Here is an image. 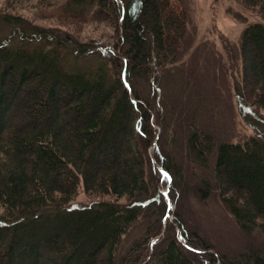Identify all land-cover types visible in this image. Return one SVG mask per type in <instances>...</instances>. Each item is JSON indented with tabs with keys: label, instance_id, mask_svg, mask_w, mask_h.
I'll use <instances>...</instances> for the list:
<instances>
[{
	"label": "trees",
	"instance_id": "16d2710c",
	"mask_svg": "<svg viewBox=\"0 0 264 264\" xmlns=\"http://www.w3.org/2000/svg\"><path fill=\"white\" fill-rule=\"evenodd\" d=\"M38 1L42 14L58 13L62 24L108 22L114 36L109 48L99 39L82 43L2 9L0 264H195L174 229L163 226L167 205L138 139L152 145L155 98H142L137 81L176 62L188 33L182 1ZM236 1L261 19L246 24L240 44L241 98L260 111L264 0ZM214 147L210 133L192 130L193 162L208 168ZM214 177L240 229L264 233V140L220 144ZM80 191L89 203L71 206ZM140 218L144 236L119 254ZM174 219L185 244L208 252L212 264H264V251L230 259Z\"/></svg>",
	"mask_w": 264,
	"mask_h": 264
},
{
	"label": "rangeland",
	"instance_id": "374dc122",
	"mask_svg": "<svg viewBox=\"0 0 264 264\" xmlns=\"http://www.w3.org/2000/svg\"><path fill=\"white\" fill-rule=\"evenodd\" d=\"M181 1L188 15V33L176 62L150 79L137 81L142 98H155L152 145L146 147L144 139H138L148 160V177L167 205L163 226L174 229L185 253L195 264H212L208 252L185 244L175 216L215 251L230 259L249 250L264 251V233L258 229L246 234L240 229L223 205L214 177L220 144L243 143L251 137L264 140V110L250 107L240 93L241 35L247 23L261 19L236 0ZM5 8L24 14L34 24L52 28L58 35H72L82 43L99 39L104 47L112 46L114 31L108 22L62 24L56 17L58 13L42 14L44 9L39 8L38 0H0V13ZM0 31L4 32L2 35L8 33L1 21ZM152 88L156 90L155 97ZM195 127L215 139L208 168L188 156L187 142ZM158 158L168 162L172 175L160 166ZM89 199L80 191L71 206L86 205ZM146 227L144 218L132 225L122 240L119 254H125L140 240Z\"/></svg>",
	"mask_w": 264,
	"mask_h": 264
}]
</instances>
